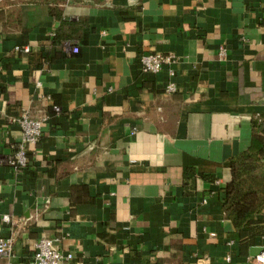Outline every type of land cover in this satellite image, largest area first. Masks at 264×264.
<instances>
[{
	"label": "crops",
	"instance_id": "1",
	"mask_svg": "<svg viewBox=\"0 0 264 264\" xmlns=\"http://www.w3.org/2000/svg\"><path fill=\"white\" fill-rule=\"evenodd\" d=\"M150 51L174 57L144 72ZM24 110L41 134L14 169L22 130L8 117ZM259 112L264 0H0V236L14 237L13 264L41 235L67 264H249L262 235L238 253L222 187Z\"/></svg>",
	"mask_w": 264,
	"mask_h": 264
},
{
	"label": "trees",
	"instance_id": "2",
	"mask_svg": "<svg viewBox=\"0 0 264 264\" xmlns=\"http://www.w3.org/2000/svg\"><path fill=\"white\" fill-rule=\"evenodd\" d=\"M230 180L222 187L227 218L238 234L239 254H246L257 235L264 234V114L251 122L248 147L229 159Z\"/></svg>",
	"mask_w": 264,
	"mask_h": 264
},
{
	"label": "built area",
	"instance_id": "3",
	"mask_svg": "<svg viewBox=\"0 0 264 264\" xmlns=\"http://www.w3.org/2000/svg\"><path fill=\"white\" fill-rule=\"evenodd\" d=\"M16 48H19L16 46ZM24 50H28L24 47ZM72 50L76 52L78 50L77 46H73ZM219 53L224 55L225 48L220 47ZM173 54H164L160 51H150L142 53L139 56V62L141 70L144 72H156L165 63H169L173 60ZM38 84V81H37ZM175 85L173 82L167 83L165 90L173 91L175 90ZM9 121L17 122L22 130V137L15 146L13 155L9 158L8 162L14 169H19L27 164L26 152L30 145L34 144L41 134V126L43 119L35 118L30 116L28 111L24 110L18 116L8 117ZM5 221H10L8 215H3L2 217ZM55 237H50L48 235H41L32 244V257L28 264H67L72 258L73 254L69 251H63L59 249L55 244ZM13 247H14V237L0 236V258L3 259L2 264H13ZM229 257L227 256V259ZM249 264H264V234L262 235V244L259 251L248 257Z\"/></svg>",
	"mask_w": 264,
	"mask_h": 264
}]
</instances>
